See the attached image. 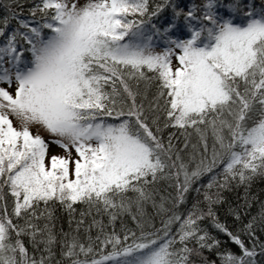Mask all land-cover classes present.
Here are the masks:
<instances>
[{
    "label": "snow or ice",
    "instance_id": "1",
    "mask_svg": "<svg viewBox=\"0 0 264 264\" xmlns=\"http://www.w3.org/2000/svg\"><path fill=\"white\" fill-rule=\"evenodd\" d=\"M258 181L264 0H0V264H264Z\"/></svg>",
    "mask_w": 264,
    "mask_h": 264
},
{
    "label": "trees",
    "instance_id": "2",
    "mask_svg": "<svg viewBox=\"0 0 264 264\" xmlns=\"http://www.w3.org/2000/svg\"><path fill=\"white\" fill-rule=\"evenodd\" d=\"M262 190H264V183L258 181L254 185V187L252 189V192L254 194L260 195L261 198H264V191H262ZM232 198L235 199V194H233ZM255 211H256V209H253V212H255ZM63 215H64V222H63L64 223V227H65V230H67L66 214H63ZM221 216L223 217V213H221Z\"/></svg>",
    "mask_w": 264,
    "mask_h": 264
},
{
    "label": "rangeland",
    "instance_id": "3",
    "mask_svg": "<svg viewBox=\"0 0 264 264\" xmlns=\"http://www.w3.org/2000/svg\"><path fill=\"white\" fill-rule=\"evenodd\" d=\"M52 154H62V150L56 147L51 149Z\"/></svg>",
    "mask_w": 264,
    "mask_h": 264
}]
</instances>
